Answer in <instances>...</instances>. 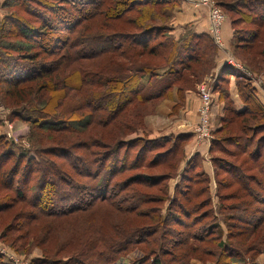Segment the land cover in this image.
I'll return each instance as SVG.
<instances>
[{"label": "trees", "instance_id": "obj_1", "mask_svg": "<svg viewBox=\"0 0 264 264\" xmlns=\"http://www.w3.org/2000/svg\"><path fill=\"white\" fill-rule=\"evenodd\" d=\"M213 1L230 22L233 56L248 72L264 74V0ZM180 2L4 1L3 8L14 11L11 19L5 21L6 26L0 25V102L17 109L16 116L26 118L30 124L29 141L33 153L14 150V146L0 135V193H13L12 203L0 198V214L16 209L11 223L4 228L3 234L0 233V239H12L14 232L21 231L15 221H25L26 226L41 219L47 223L57 214L70 213L72 209L67 216L87 213L107 203L110 213L152 205L150 210L154 216L149 227L153 230L146 234L148 243L140 240L138 234L141 231L135 227L120 229L110 237L78 236L72 239L73 236L69 243L78 246L75 256L62 263L50 261L45 264H114L144 243L152 264H188L191 258H201L195 245H202L207 239H214V247L219 249L218 254L204 253L214 258L215 264H243L240 254H251L254 258L264 246V107L244 72L224 65L212 90V95L217 94L222 104L219 127L212 130L208 150L217 185V203L219 208H224L222 211L230 212L228 217L232 222L239 220L240 229L236 228L239 233L231 231L228 234L227 244L213 238L212 233L218 232L216 226L203 223L212 209L211 191L203 169V156L195 153L186 164L183 162L184 146L191 140V135L125 139L143 125L148 105L170 94L176 95L182 105L185 93L194 91L215 68L217 51L207 34L189 32L180 38L171 34L170 11ZM19 11L29 18L17 20L15 25L13 21ZM15 38L27 43L9 41ZM231 77L240 108L230 97ZM74 113L88 118L81 123L84 128L100 126L109 128L110 133L104 142L99 138L105 146L100 156L91 151L96 145L87 141L89 137L70 146L72 152L80 153L77 163L89 166V169L84 166L87 184L82 181L81 186H71V178H59L58 183L49 180L55 177L52 168L57 165L50 157L58 154L66 157L65 153H70V149L65 145H50L44 149L41 146L45 136L66 129L61 128V123H66L62 119L70 118ZM136 144L140 147L135 158L128 162L131 166L124 164L127 157L119 158L120 150L123 147L128 150ZM182 163L183 169L180 168ZM92 166L96 167L91 170ZM155 167L163 170L155 175L138 172L118 179L119 175L136 168ZM102 172L105 173L96 184L89 182L99 178ZM77 175L81 176L79 172ZM175 176H180V182L176 184L173 198L168 200L167 216L162 217L160 209L166 201L163 197L167 195V185L156 189L161 191L159 195L153 192L158 181H168ZM136 180L143 181L153 192L136 188L133 182ZM58 184L68 189L62 192ZM111 184L112 191L109 189ZM96 193H99L97 198ZM61 203L64 206L59 208ZM75 204L81 207L74 210ZM118 206H121L120 210ZM239 206L244 214L238 218L235 213ZM181 217L186 219L185 222L181 220L185 225L192 221L183 236L169 228L180 226L178 218ZM192 223L195 226L191 227ZM158 225L165 230V234L161 235L162 231L159 235L162 243L163 240L168 243L167 237H174L169 242L172 248L168 253L162 251V243L158 244L155 230ZM28 234L17 235L10 244L21 242L19 246L24 247L38 240L29 242ZM256 237L257 240L250 244ZM192 239H197L193 246L189 242ZM236 241L238 244L249 243V251L237 247ZM60 250L58 248L56 253ZM0 264H8L2 256ZM251 264L256 263L252 261Z\"/></svg>", "mask_w": 264, "mask_h": 264}, {"label": "rangeland", "instance_id": "obj_2", "mask_svg": "<svg viewBox=\"0 0 264 264\" xmlns=\"http://www.w3.org/2000/svg\"><path fill=\"white\" fill-rule=\"evenodd\" d=\"M5 0H0V25L1 24H5L7 19H11L12 17V12L14 10L8 9V8H3V3ZM213 1V0H212ZM180 7V5L178 7H175L172 11H170L171 13V17L169 20V24H171V21L174 20V12H176V10ZM203 7V6H201ZM205 9V7H203ZM16 11V10H15ZM20 14L16 15V18L14 19V24L16 25L17 20H23V19H28L29 17L24 14L23 12H20ZM225 15V14H224ZM7 22H10V21ZM29 21H33V19H29ZM26 22V21H24ZM226 22V21H225ZM224 22V23H225ZM6 26V25H4ZM189 30H185V32L183 34H181L180 36L178 35V37L174 36L171 32V34L175 37V38H180L181 36H184L186 34H188ZM209 36V38L211 39V41L213 42L216 51H219V47L214 43V41L212 40V38L210 37L209 33L207 34ZM11 40V41H10ZM10 42H18L19 44H26L27 42L24 40H21L20 38H15V39H9ZM27 49H25L26 51ZM37 50V49H36ZM16 55V54H15ZM233 59H235L237 62H239L234 56H231ZM240 63V62H239ZM241 64V63H240ZM242 65V64H241ZM243 66V65H242ZM215 70V69H214ZM213 70V71H214ZM160 74H162V71H159ZM251 73V72H250ZM214 72H210L208 75H206L202 81L200 83H198L195 86V93L197 94V96H199V100H200V94H199V88L201 86V84L205 81H209L210 83L211 78L214 77ZM217 77L214 79L213 81V85L216 81ZM249 79V78H248ZM213 85L211 86V92H212V88ZM169 98V99H168ZM201 101V100H200ZM214 104V101H213ZM149 106V107H148ZM147 106V114H145V117L143 119V125L136 130V132H133L131 134H129L128 136H126L127 138L126 141H130L133 139H151V137H155L157 138V136L163 135V134H177L182 132L181 130H185V99L184 102L178 101L177 96L176 95H169L168 97H164L161 98L157 101H154L153 104H150ZM200 106V103H199ZM177 107V108H175ZM199 110V107H198ZM197 110V122L192 126L191 130V140L189 142L194 141V144L199 146V142L198 139L196 138L198 137H202V133L198 130V118H199V112ZM59 111V110H58ZM17 109L12 108V106H5L3 103L0 102V135L2 136L3 140L9 144H12L14 146V150L18 151H24L27 153H33L32 150V146H31V142L29 141L30 138V124L25 120L26 118H18L16 116ZM68 119V120H67ZM67 119H62L63 121H66V123H61V128H66V129H60L59 133H53V134H48L47 136H45L43 143L41 144V146L43 147V149L45 147H48L50 145H65L70 149V146L73 145L75 146L78 142H81L83 139H86L87 137H89L90 140L87 139V141H91L93 142L94 145H96V147H92V152L98 156H100V154L102 152L105 151V146L103 145V142L106 141V137L108 139L109 137V128H103L100 126H94L92 125L91 127H83V125H81L82 122H85L88 120V118L84 117L83 114L81 113H74L73 115H71L70 118ZM67 125V126H66ZM85 133V134H84ZM100 135L103 136L100 137ZM212 136V133H211ZM86 137V138H85ZM101 138L103 140L100 141ZM154 138V139H155ZM35 142L38 143V141L35 139ZM42 142V141H41ZM211 142V140H210ZM210 142L209 144H206L207 149L209 150L210 147ZM40 143V142H39ZM83 144V143H82ZM191 144V143H190ZM132 145V144H131ZM129 145V146H131ZM40 146V144L38 145ZM187 146H190L189 143H186L184 146V152H185V158L183 160L184 164H186L188 162V160L190 159V157L188 156L189 151L187 150ZM140 144H136L132 147H130L128 150H126V148H122L119 152V158H126V161L124 162V164H128V162H130V160L132 161L135 156H136V151L139 149ZM220 147V145L218 146ZM191 148V147H190ZM218 149V148H217ZM72 149H70V153H65L67 154V156L65 157V155H56L55 157H50L52 159H54V161H56L57 165L55 167L52 168L53 170V174L55 175L54 178H49V180H53L55 183H58L60 179H73L72 183L70 184L71 186L73 185H77V186H81V182H85L83 184H87V179L84 180V171H86V168L89 169V166L86 164H78L77 163V158L79 159V154L78 152H72ZM126 152V153H125ZM69 154V155H68ZM216 154H218V156H223L221 153L216 152ZM150 155V154H148ZM226 155V154H224ZM37 158L39 160H41V157L39 155H36ZM210 157L209 155H206V157ZM64 157V158H63ZM203 157V160L204 158ZM210 159V158H209ZM43 162V160H42ZM148 162V161H147ZM132 164V163H131ZM131 164H128L131 166ZM184 164L182 163L180 166L181 169H183ZM211 164V163H210ZM86 168H85V167ZM76 169H75V168ZM96 166H92L93 170ZM212 167V165H211ZM161 170H163L162 167H155V168H151V169H139L136 168L134 170H132L130 173H125L124 175H119L118 179L122 180L124 178H126L125 176H128L129 174H134V173H138V172H144L146 173L147 176L150 175H155L157 173H159ZM77 172H79L81 174L77 175ZM105 172H102L101 175L99 176V178L91 181L89 180V182H93V183H97L100 179V177L104 174ZM213 175H211L209 172H205L206 176L208 177L209 180V187H210V195H211V200H212V205H211V211L209 213V216L203 221V223H207L208 225H212L215 227H217V233L214 231L215 237L213 238H219L220 242H224V243H228V234H230V232H236L239 233L238 231L239 229V220H235L234 222L231 221V219H229V215L230 212L224 210L222 211V209L224 208H219L218 206V200L216 197V191H217V185L215 183V179H214V172H212ZM222 177V176H221ZM220 177V178H221ZM60 178V179H59ZM87 178V177H86ZM227 178V177H225ZM134 185L136 188L140 189L142 192H153V190L148 189L147 187L144 186L143 181L141 180H136L133 181ZM180 182V176H175V178L170 179L168 181H158L157 185L154 189L153 193H156L159 195V193H161V191H156V189H162L165 184L167 185V195H165L163 198L166 200L165 202H163V204L161 205V209H160V214L162 217L167 216V212H168V200L172 199L174 194H175V187L176 184H178ZM4 183H6V181H4ZM74 183V184H73ZM81 183V184H80ZM69 185V186H70ZM59 186V184H58ZM60 187V191L64 192L66 189L68 188H63L62 186ZM236 187H238L236 185ZM109 189L114 190L113 189V185L111 184ZM115 192H118V189L115 190ZM60 193V192H59ZM96 193L95 197L97 196ZM80 195V194H78ZM152 195V194H151ZM152 196H149V198H151ZM0 198L7 200L9 203H12L13 200L10 201V198H13V193L9 192H1L0 193ZM77 198V197H76ZM97 198V197H96ZM130 202L131 201H127ZM230 202V201H229ZM230 203H233L230 202ZM64 205L61 203V205H59V208H62ZM98 206V205H96ZM109 205L107 203H103L101 206L97 207V208H92V210H90L87 213H76V214H72V215H68L72 213V210H69V212H66L64 214H57V217L51 219V220H47L45 219V221L47 220L48 222H43L44 220L41 219L42 221H38V222H32L30 224H28V226L25 225V221H15V223H17V225H19L18 228H20L18 231L20 232H14V236L12 237V239L9 240H4V238L0 239V250H5L8 254L14 256V259L17 260L20 264H45L46 262H50V261H55V262H63L66 261L69 257H73L75 256V248H77L78 246L75 245V243L71 244L69 243L71 237H73L72 239H76L78 236H83V237H88V238H92V237H98V236H102V237H110V236H114L116 234V232H118L120 229H128L130 230L132 227L135 228H139L140 234H138L140 240H142L143 242H146V237L148 233L152 232V227H149L151 225V223H153V216L154 214L152 213V211L150 210L151 206H145V207H138L136 209H134L133 211H127V210H120L121 206H118L120 211H116V212H111L110 213V209L108 207ZM20 206H17V209ZM81 207L80 204H75L74 206V210H77V208ZM226 207V206H225ZM123 208V207H122ZM81 210H83V208H80ZM16 209H14L15 211ZM243 208L239 206V209L237 210V212L235 213L236 216L242 217L243 216ZM11 211L10 213H6V214H0V233L3 234V230L4 228L9 225V223H11V217L12 214H14ZM64 211H68V210H64ZM35 215H37L38 213L36 211H33ZM66 215V216H65ZM63 216V217H62ZM171 219V218H170ZM179 222L181 223L180 226L175 227L173 225L169 226L170 230H174L175 232H179L180 236L182 234L183 236V232H185L186 227L192 222H188L187 225H185L184 223L181 222V220L183 222H185V218L181 217L178 218ZM46 223V224H45ZM238 223V224H237ZM24 225V226H23ZM120 225L121 228H117V226ZM195 225H191V227H193ZM200 225L196 228H199ZM239 229L237 231V229ZM44 230H47L46 232H44ZM155 230L157 232L156 237L159 238V235L161 233V235L165 234V230L163 229L162 226H157L155 227ZM28 232V241H34L35 239H38L37 241L35 240V242L32 243V245L30 246H24V247H20L19 245L21 244V242H17L14 243L13 245H11L10 243L12 242L13 239H15V237L21 233H26ZM44 235H43V233ZM260 232V231H259ZM258 232V233H259ZM261 233V232H260ZM42 234V235H41ZM213 235V236H214ZM217 235V236H216ZM262 235V233L260 234V236ZM145 236V237H144ZM212 236V235H210ZM259 237V236H258ZM256 237L254 240L250 241V244L252 242H254L255 240H257ZM144 238V239H142ZM163 238V237H162ZM168 239V243L161 242L162 239L159 238L158 244H161V249L163 252L168 253L169 249H171L172 247H170V243L172 242V240L174 239L173 236H169L167 237ZM207 239V238H206ZM197 240V239H196ZM196 240H190V245L193 246V244H196ZM214 239H207L204 241V243H202V245L200 243H198L199 245H195L197 247V249L195 248V250L198 252V254L201 256L200 259L197 258H191V260L189 261L188 264H215L214 262V258H210L209 256H205V254L209 255L212 252H216L215 254H218V250L214 247V243L212 242ZM8 241V243H6ZM41 241V242H40ZM212 243H211V242ZM241 241V240H239ZM236 241V246L237 247H241L243 249H247L249 251L250 248H247L249 245V243H244L242 241V244H238ZM198 242V241H197ZM148 243V242H146ZM166 243V244H164ZM145 244V243H144ZM144 244H140V246L137 248H134L132 251L128 252L127 254H124V256L118 258V260L114 263V264H152V259L151 257H148L149 255H147L145 253V246ZM213 244V245H212ZM20 247V248H19ZM17 248H19L20 250H17ZM58 248H61L62 250H60V252L56 253V250H58ZM192 248V247H191ZM201 249V250H200ZM202 250H204L205 252H203ZM158 251V245L156 246L155 252ZM249 253V252H248ZM255 257L251 258L250 256H252L251 254H247V253H242L240 254V256L243 258V264H251L252 261H254V263L256 264H264V246H261L259 248V250L254 254ZM73 260H71L72 262ZM60 263V264H61ZM57 264V263H55ZM59 264V263H58Z\"/></svg>", "mask_w": 264, "mask_h": 264}, {"label": "crops", "instance_id": "obj_3", "mask_svg": "<svg viewBox=\"0 0 264 264\" xmlns=\"http://www.w3.org/2000/svg\"><path fill=\"white\" fill-rule=\"evenodd\" d=\"M198 0H181L180 7L174 12V20L171 21L172 34L176 37L180 36L185 32V30H189L194 33H209V21H208V11L206 8L199 6L197 4ZM222 42L223 47L219 49L217 52V56L215 59V70L213 76H218V72L221 67L224 66L227 58L233 56L232 54V29L230 27V22L226 20V22L222 26ZM250 73V72H249ZM252 78L249 79V82L253 89L255 90V95L257 100L264 107V74H253L250 73ZM213 90V88H212ZM229 92L230 97L236 104L237 108L241 107V103L236 95V90L234 86V78L231 77L229 84ZM213 108H212V125L213 128L216 129L219 127V120L222 115V104L217 98V94L213 95ZM199 96L195 93V91H187L185 93V130H181L182 132L177 133H185L190 134L192 126L197 122V110L199 107ZM171 134H163L158 137L168 136ZM176 135V134H174ZM155 137H151L154 139ZM191 143V144H190ZM190 146H187V150L189 151L188 156L191 157L195 153L201 154L203 157L208 155V149L206 144H201L199 146L194 144V141L189 142ZM191 147V148H190ZM210 157H206L203 160V169L205 172H209L213 175V168L210 164Z\"/></svg>", "mask_w": 264, "mask_h": 264}, {"label": "built area", "instance_id": "obj_4", "mask_svg": "<svg viewBox=\"0 0 264 264\" xmlns=\"http://www.w3.org/2000/svg\"><path fill=\"white\" fill-rule=\"evenodd\" d=\"M197 4L203 6L208 11L209 21V35L214 43L219 47H223L222 42V26L226 21V17L222 10L212 0H198ZM225 65L230 66L236 70H240L245 73L247 78H252L251 74L245 70V68L232 57L227 58ZM216 76L211 78V83L205 81L199 88L200 94V106H199V118H198V130L202 133V137H196L201 144H209L212 139L211 133L213 130L212 125V108H213V95L211 92V86ZM0 256H2L8 264H20L14 259V256L8 254L5 250H0Z\"/></svg>", "mask_w": 264, "mask_h": 264}, {"label": "water", "instance_id": "obj_5", "mask_svg": "<svg viewBox=\"0 0 264 264\" xmlns=\"http://www.w3.org/2000/svg\"><path fill=\"white\" fill-rule=\"evenodd\" d=\"M225 65V64H224Z\"/></svg>", "mask_w": 264, "mask_h": 264}]
</instances>
